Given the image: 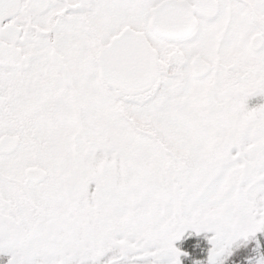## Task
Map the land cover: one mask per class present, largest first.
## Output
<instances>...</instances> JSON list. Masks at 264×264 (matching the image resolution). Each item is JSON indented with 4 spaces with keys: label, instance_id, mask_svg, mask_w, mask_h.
<instances>
[{
    "label": "snow or ice",
    "instance_id": "6c2138e0",
    "mask_svg": "<svg viewBox=\"0 0 264 264\" xmlns=\"http://www.w3.org/2000/svg\"><path fill=\"white\" fill-rule=\"evenodd\" d=\"M0 264H264V0H0Z\"/></svg>",
    "mask_w": 264,
    "mask_h": 264
}]
</instances>
